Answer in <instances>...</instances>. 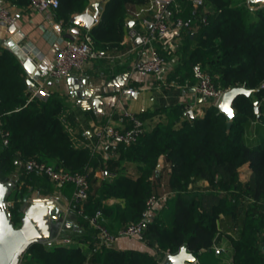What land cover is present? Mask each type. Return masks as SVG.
Here are the masks:
<instances>
[{"label":"trees","instance_id":"obj_1","mask_svg":"<svg viewBox=\"0 0 264 264\" xmlns=\"http://www.w3.org/2000/svg\"><path fill=\"white\" fill-rule=\"evenodd\" d=\"M12 2L27 6L29 0ZM89 2L59 0L54 13L67 25ZM148 5L149 0H106L99 20L88 30L93 46L104 51L117 45L126 31L129 12ZM167 9L170 18L180 16L190 22L183 30L181 65L170 78L193 83L191 69L199 64L215 85L223 89L244 86L252 92L234 98L229 126L225 113L210 99H206L201 116L188 117L182 103L139 112L136 116L140 119L154 112L164 113V117L128 145L109 144L117 157L106 160L91 144H77L73 139L63 97L56 92L29 97L21 60L0 44V130L6 132L0 133V179L14 174L15 185L7 197L12 202V221L19 223L20 204L30 188L65 197L76 219V234L69 235L70 243H34L25 250L20 264H161L167 253H175L181 246L191 251L199 264H264V135L254 143L244 136L247 125L257 117L255 100L261 102L259 112L264 113V5L250 10L244 0H202L194 7L192 0H171ZM157 50L165 59L170 56L171 47ZM160 156L163 165L157 172ZM30 157L87 173V200L81 205L73 199V183L56 184L17 165ZM120 160L124 166L132 162L133 171H120ZM246 162L251 179L242 182L238 169ZM97 169L106 174L97 176ZM197 179H205L208 188L191 194L189 185ZM153 194L165 196L139 237L155 245L157 255L99 243L97 229L84 214L101 209L103 217L110 220L106 227L116 235L114 225L120 228L139 220ZM108 197L119 202L114 207L106 205ZM220 214L231 218L235 227V233L228 236L230 260L224 250L214 248Z\"/></svg>","mask_w":264,"mask_h":264},{"label":"crops","instance_id":"obj_2","mask_svg":"<svg viewBox=\"0 0 264 264\" xmlns=\"http://www.w3.org/2000/svg\"><path fill=\"white\" fill-rule=\"evenodd\" d=\"M105 1L90 0L85 10L91 14L94 13L96 9L92 4L98 3L97 9L100 17ZM4 4L13 17L15 27L12 31H8L7 26L0 24L1 46L13 51L21 62L25 58H30L35 63L39 75L37 78H33L32 82L35 86L42 84L49 92H56L60 97H63L69 113L68 129L73 139L77 144L86 142L91 144L92 148L104 160L117 157V155L114 151L110 150L109 144L100 142L90 136L91 129L95 125L105 122L119 129L129 126V119L122 114L123 109L136 116L137 113L147 109L154 110L157 107L182 103L185 114L187 110H191L193 113L192 117L203 115L207 100L195 91V78L194 82L190 83L186 78L178 82L175 78L169 77L181 65L183 52L180 48L183 44V31L178 35H170L162 41L158 40L155 42L156 48L162 47L164 50H167L171 47L170 56L165 59L161 74L154 75L134 68L135 64L145 56V51L139 37H130L129 29L131 27L140 28L138 19L140 16L149 15V5L142 10L136 9L129 12L127 19L129 22L121 40L117 45L102 51V57L87 61L81 70H72L62 78L53 79L48 75V72L52 66L57 47L68 40L78 39L82 36L85 29L79 28L75 24H72L71 21L67 25H63L62 20L56 17L54 11L50 13L34 11L27 6L15 5L12 0H4ZM135 12H139V15L136 16ZM52 20L61 23V32L57 33L53 30ZM74 28L79 29V31L74 32ZM69 35L72 37H69ZM181 72L183 71L181 70ZM80 77L85 78V83L77 80ZM25 79H28L26 72ZM118 80H121L122 83H119ZM130 83H133V85H130ZM90 84L94 86L102 84L103 91L99 93L100 102L98 103V109L93 108L91 98L86 94L93 91ZM125 85L133 87L135 94L123 95L121 90ZM27 86L29 97L32 98L31 89L35 86L30 85L28 82ZM163 117L164 113L154 112L150 117L146 116L141 120L144 122L145 129H147L149 125ZM83 129L87 130L89 138L82 136L81 131ZM262 131H264V113L258 110L257 117L251 120L245 129V140L253 143L259 141L262 135H264ZM119 162L120 171L126 173L133 171L132 162H127L126 166H124L125 162L123 160ZM158 164L163 165L162 156L159 157ZM159 169L156 167L157 172ZM238 172L239 179L242 182L251 179L252 172L247 162L239 167ZM95 174L101 177L106 172L97 169ZM110 175H113V173H110ZM206 188H208V185L205 179L191 181L189 185L191 194H198ZM58 196L61 195L58 193ZM63 198L64 202H67L68 207L66 209H70V201L65 197ZM117 202L119 200L114 197H108L104 200V203L111 207H114ZM104 222L109 223V217H104ZM74 226L75 224H73V228ZM218 226L219 238L214 245L222 247L223 249L217 248V250H224L226 260H230L228 254L232 246L228 236L235 233L233 221L228 216L220 214ZM118 227L119 225L115 224L113 227L114 231H118ZM115 238L118 242L115 243L114 239L108 245L119 249L136 248L157 255L156 246L148 245L139 236H116Z\"/></svg>","mask_w":264,"mask_h":264},{"label":"built area","instance_id":"obj_3","mask_svg":"<svg viewBox=\"0 0 264 264\" xmlns=\"http://www.w3.org/2000/svg\"><path fill=\"white\" fill-rule=\"evenodd\" d=\"M148 6L149 15L140 16L138 19L139 29L131 27L129 29L130 37H139L145 56L140 59L134 66L135 69L146 73L159 75L161 74L165 58L157 50L155 42L166 39L170 35H178L181 31L186 30L190 26L188 19L176 16L170 18L169 11L167 9L171 0H149ZM193 5L197 7L202 4V0H192ZM245 4L250 10L257 8L258 4L245 0ZM59 5V0H29L27 7L34 11L50 13L54 11ZM135 15H139V12H135ZM99 14L95 16L94 24L99 20ZM199 18L205 21L204 17ZM13 17L8 8L4 4V0H0V24L8 26L13 23ZM52 28L55 32H61L62 25L59 21L52 20ZM89 29L82 34L78 39L68 40L56 49V53L53 59L52 66L48 72V75L53 79H59L68 75L72 70H81L84 64L92 59L100 58L103 56V52L93 46L91 35L88 33ZM192 74L196 80L194 85L195 91L204 99L212 100L216 105L218 104L221 96L226 89H223L214 84L210 75L201 69L199 64L192 66ZM29 79H33V75L27 73ZM261 86H264V81L261 82ZM32 90V96L46 97L49 95V91L42 85L37 84ZM123 95H131L135 92V89L131 86H124L121 90ZM124 114L129 119V126L119 129L108 122L95 125L91 129V135L96 140L105 144H125L128 145L134 142L137 136L145 130L143 120L132 114L131 112L123 109ZM2 135H5V131L0 130ZM82 136L89 138L87 130L81 131ZM3 142L7 140L3 136ZM18 166H22L26 171H33L38 174L47 176L50 180L56 184H62L71 182L74 184L73 199L79 201L82 205L88 196L89 180L87 173L84 172H71L63 167H56L53 164L40 161L36 158L30 157L24 161H17ZM164 195H151L147 198L146 207L142 211L141 217L137 221L128 222L120 227L117 234H113L105 225L104 217L101 209L95 210L92 214H84L88 217L89 223L97 229V235L99 243L108 245L116 236H139L144 230L146 222L151 217L154 209L162 203ZM12 205L10 200H6V206L9 208ZM82 213V208L78 210ZM55 241H61L63 243H70L69 238H62L59 235ZM214 248H220L214 245ZM187 264H199V260L195 257L194 260Z\"/></svg>","mask_w":264,"mask_h":264},{"label":"water","instance_id":"obj_4","mask_svg":"<svg viewBox=\"0 0 264 264\" xmlns=\"http://www.w3.org/2000/svg\"><path fill=\"white\" fill-rule=\"evenodd\" d=\"M250 2L264 5V0H250ZM96 9L94 13H89L87 10L76 13L70 17L72 24H75L82 29H90L94 25L95 16L98 13V3L92 4ZM14 23L7 26L8 31H12ZM74 32L79 29L74 28ZM69 37H72L69 35ZM26 73L32 74L33 78L39 75L35 67V63L30 58H25L22 62ZM78 81L85 83V78H78ZM27 82L35 86L32 79H27ZM119 83H122L121 80ZM99 85L90 84L93 91L87 92V96L91 98V103L94 109H98L100 102L99 93L103 88ZM98 92V93H97ZM252 89L244 86H233L226 89L221 96L217 107L225 113L227 117V125L231 123V118L234 115L232 101L238 94L249 95ZM135 94V92L133 93ZM257 100L254 101V111L258 112ZM186 114L193 116L191 110H187ZM160 164L157 168H160ZM14 174L6 180L0 179V264H20L21 257L25 250L34 243L49 244L56 240L61 229L67 227L65 221L66 207L64 198L58 195H41L39 192L33 193L31 188L25 194L24 200L20 204L21 217L17 225L12 221L11 211L6 206V200L15 185ZM195 259V255L181 246L175 253H167L161 264H187Z\"/></svg>","mask_w":264,"mask_h":264},{"label":"rangeland","instance_id":"obj_5","mask_svg":"<svg viewBox=\"0 0 264 264\" xmlns=\"http://www.w3.org/2000/svg\"><path fill=\"white\" fill-rule=\"evenodd\" d=\"M37 191L36 190H33V193H36ZM49 194L51 195H58L57 192H50ZM41 195H46V194H41ZM64 205L65 207H68L67 206V202L65 201L64 202ZM71 209H66V213H65V221L69 224V227L67 228H64L63 230L60 231V234L59 236L62 237V238H68L69 235H75L76 234V231L73 229V224H75L76 222V219H74V217L71 215ZM118 241L116 240L115 238V243H117Z\"/></svg>","mask_w":264,"mask_h":264}]
</instances>
